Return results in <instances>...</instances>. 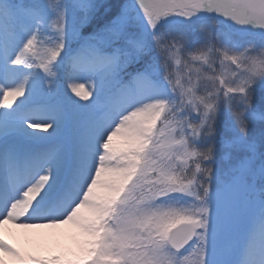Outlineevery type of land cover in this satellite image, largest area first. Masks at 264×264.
Instances as JSON below:
<instances>
[{"label": "snow or ice", "instance_id": "1", "mask_svg": "<svg viewBox=\"0 0 264 264\" xmlns=\"http://www.w3.org/2000/svg\"><path fill=\"white\" fill-rule=\"evenodd\" d=\"M0 109V264H264V0H0Z\"/></svg>", "mask_w": 264, "mask_h": 264}, {"label": "rangeland", "instance_id": "2", "mask_svg": "<svg viewBox=\"0 0 264 264\" xmlns=\"http://www.w3.org/2000/svg\"><path fill=\"white\" fill-rule=\"evenodd\" d=\"M84 84V89L89 90V83L87 81H80ZM23 97L17 99L16 103H19ZM79 99V97H77ZM87 103V101H81ZM15 107V104H13ZM3 110V109H0ZM10 110V109H9ZM9 229V237L13 242L27 246L28 236H39L45 245L55 252L64 253L71 252L76 248L75 234L72 231L71 226H63L60 229H39L35 233H25L24 230L15 228L12 225L6 226Z\"/></svg>", "mask_w": 264, "mask_h": 264}, {"label": "trees", "instance_id": "3", "mask_svg": "<svg viewBox=\"0 0 264 264\" xmlns=\"http://www.w3.org/2000/svg\"><path fill=\"white\" fill-rule=\"evenodd\" d=\"M259 97H260V92H259V89H257V91H256L257 103H259Z\"/></svg>", "mask_w": 264, "mask_h": 264}]
</instances>
